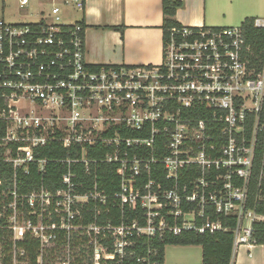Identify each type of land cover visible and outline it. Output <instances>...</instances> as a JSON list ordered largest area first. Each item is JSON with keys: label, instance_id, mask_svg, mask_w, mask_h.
Returning a JSON list of instances; mask_svg holds the SVG:
<instances>
[{"label": "built area", "instance_id": "built-area-1", "mask_svg": "<svg viewBox=\"0 0 264 264\" xmlns=\"http://www.w3.org/2000/svg\"><path fill=\"white\" fill-rule=\"evenodd\" d=\"M51 3L35 23L0 19L1 164L15 176L38 164L44 175L49 161L38 160V150L57 145L67 153L53 161L66 168L63 188L25 197L33 212L49 208L59 225L52 220L50 231L64 230L69 240L80 235L94 264L122 263L135 237L231 231L234 254L257 245L254 224H264V58L257 68L242 25L169 29L160 65L91 67L85 26L60 18L59 6L83 12L84 1ZM254 27L264 30V18L254 19ZM101 164L119 166L118 192L101 190ZM79 166L95 176L83 194L74 181ZM91 207L95 220L86 225ZM113 210L121 212L120 223L99 226L97 216ZM229 219L233 228L225 226ZM36 238L49 244L57 236Z\"/></svg>", "mask_w": 264, "mask_h": 264}, {"label": "trees", "instance_id": "trees-1", "mask_svg": "<svg viewBox=\"0 0 264 264\" xmlns=\"http://www.w3.org/2000/svg\"><path fill=\"white\" fill-rule=\"evenodd\" d=\"M164 14L165 23L164 29L167 33L169 29L179 27V24L175 21V15L177 9L183 6L181 2L164 0ZM245 30L248 41L252 45L254 56L253 63L257 68H260V61L264 58V30H259L254 27V19H246L242 24ZM1 134V129H0ZM2 135V134H1ZM135 137L136 134H131ZM95 151H91L90 158H96ZM102 152H100L101 154ZM38 160L47 159L49 161L47 165L46 174L39 172L38 164H32L30 167V174L26 175L19 172L15 176L14 171L8 165H2L0 162V197L5 192V204L0 208V246L5 253L11 252L13 247L18 249L19 254L22 256L21 260L28 259L30 264H38L39 259L42 258L43 263L47 264L52 254L56 252V249L47 250L46 255L42 254L43 242L40 238H36L31 231H25L23 240L10 241L13 237L12 226L9 224V219L12 217L15 209L12 204L15 201L13 193L20 198L16 205V210H22L26 215L29 212H33L27 203L25 197L30 196L35 192H39L42 188L47 191L56 193L63 188V176L66 173V168L53 162L54 160L66 159L67 153L57 145L38 150L36 153ZM74 181L78 184H82L83 187L79 189V193L83 194L91 189L94 183V175H85L82 167H77L75 170ZM161 177L160 173L152 175V179L157 180ZM97 179L100 183V188L106 194H114L119 191L120 188V168L118 165L101 164ZM147 180L145 175L140 179L139 183L143 184ZM16 183V186H15ZM253 191V190H252ZM253 197V192H252ZM90 213L85 214V224H92L95 220V210L91 207ZM139 219L141 225H144V219L142 218L143 212L138 210ZM137 213L128 214L130 220H134ZM121 212L113 210L112 212H102L97 216L99 226H105L107 222L111 221L112 224L118 225L120 223ZM33 222V225H37L36 217H29ZM223 219V218H222ZM224 220V219H223ZM225 221V220H224ZM57 219L53 218L52 227H58ZM57 224V225H56ZM49 226V223L48 225ZM225 226L233 228L235 222L233 219L226 221ZM56 234L57 238L51 243L55 244L57 248L69 246H77L78 241L76 235L69 240L68 233L64 230L49 231L47 235ZM254 239L257 245H264V224H254ZM85 243L84 241L82 242ZM233 243L234 235L231 231L228 232H216L214 234L206 233L205 235H197L195 233H185L178 237H167L165 239H148L146 237L134 238V245L131 248V254L120 264H143L138 260L147 259L149 264H165V249L167 246H201L203 249V263L202 264H233ZM108 247L112 252V245L110 242L104 241L102 243ZM51 253V256L47 258V252ZM81 252L87 258L88 264H94V254L92 250L82 249ZM129 253V254H130ZM12 257H5L3 264H11ZM48 259V260H47ZM99 264H118V261H104L99 259Z\"/></svg>", "mask_w": 264, "mask_h": 264}, {"label": "crops", "instance_id": "crops-1", "mask_svg": "<svg viewBox=\"0 0 264 264\" xmlns=\"http://www.w3.org/2000/svg\"><path fill=\"white\" fill-rule=\"evenodd\" d=\"M83 1L84 11L72 23L85 26L86 61L91 67L156 66L162 63L166 36L164 0ZM172 1L183 4L175 15L179 26L221 28L228 21L223 13L226 0ZM250 8L251 5L249 9H237L233 18L239 21L247 19ZM253 8L256 9L255 4ZM170 248L174 254L199 248L203 263L201 246H167L165 264H172L167 255ZM181 258L174 264H191ZM233 264H264V245L239 248L233 256Z\"/></svg>", "mask_w": 264, "mask_h": 264}, {"label": "rangeland", "instance_id": "rangeland-1", "mask_svg": "<svg viewBox=\"0 0 264 264\" xmlns=\"http://www.w3.org/2000/svg\"><path fill=\"white\" fill-rule=\"evenodd\" d=\"M71 1V0H68ZM224 2V10L223 13L228 18V21L221 28H234L239 27L243 24V21H239V19H234L233 14L237 12V9H249V17L247 19H256V18H264V0H226ZM56 2V1H55ZM59 2V1H57ZM39 3L44 4L41 6ZM255 4L256 9L253 8L252 5ZM62 9V14L60 15L62 23L71 24L80 18L81 13L72 10L70 6L64 4V6H59ZM71 10L68 11V9ZM52 9L51 0H30V5L28 7H21L19 0H0V19H4L10 24L14 25H24L38 22L41 17V12H45V15L50 13ZM257 10V11H256ZM70 12V13H69ZM223 16V15H222ZM225 17V16H223ZM214 28V27H209ZM3 197H0V208L1 205L5 204V192L2 193ZM11 207H16L15 203ZM49 213V208H43L40 206L38 211L29 212L28 215L22 212V210H18L13 213L12 217L9 219V224L14 227L13 229V237L10 238V241H18L22 240L21 230L31 231L35 237H40L41 235H47L50 231V228L47 226L48 223H51L53 218ZM36 217L37 225H30V218ZM80 235L76 234V240L78 241L77 246H69L59 247L53 243H46L43 241L42 254L46 255V251L56 249V252L52 254L50 251L47 252V258L51 256L47 264H88L87 258L81 252L82 249H87V245L83 244L80 239ZM172 248L168 249L167 255L170 257L172 264L178 260V258L184 259L185 261L191 262V264H202V251L199 248L187 250L185 253H173L171 252ZM19 250L13 247L11 252L5 253L3 248L0 246V264H3V260L5 257H12L11 264H30L28 259L22 261V256L19 254ZM48 260V259H47ZM38 264H44L42 258L39 259Z\"/></svg>", "mask_w": 264, "mask_h": 264}]
</instances>
